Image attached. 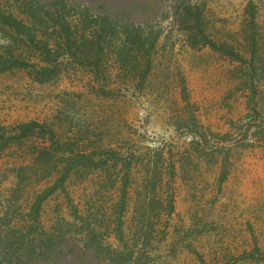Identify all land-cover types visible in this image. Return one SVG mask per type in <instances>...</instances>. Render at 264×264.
<instances>
[{
	"label": "rangeland",
	"instance_id": "rangeland-1",
	"mask_svg": "<svg viewBox=\"0 0 264 264\" xmlns=\"http://www.w3.org/2000/svg\"><path fill=\"white\" fill-rule=\"evenodd\" d=\"M183 6L211 43L189 44ZM98 17L144 33L134 81L107 50L66 53L62 28L94 42ZM0 57L29 66L0 73V234L79 241L83 218L113 249L143 226L142 264H264V0H0Z\"/></svg>",
	"mask_w": 264,
	"mask_h": 264
},
{
	"label": "trees",
	"instance_id": "trees-1",
	"mask_svg": "<svg viewBox=\"0 0 264 264\" xmlns=\"http://www.w3.org/2000/svg\"><path fill=\"white\" fill-rule=\"evenodd\" d=\"M182 10L186 15L193 12L190 6H183ZM191 17H194L195 20L189 22ZM200 18L201 16L199 14L194 13L192 16L188 15V17H186L183 22V24L186 25H184L183 28L185 27L188 37L191 40L189 44L197 45L202 41L209 42L207 37L204 36V39L201 37L203 34L201 32L202 20ZM99 19H101L102 22L101 26H97V32L93 34V37L97 39L94 42L90 41L89 39H83V42L79 44L73 39V37L75 38L74 34L77 29L73 30L68 25H65L62 28V37L64 36L65 46L68 48L66 53L72 58H76L79 55L76 54L77 50L82 46L86 50L94 52V55L88 54L87 51L81 61L85 63L87 62L88 65H92V62H89L88 58L91 56L95 59H100L103 56L101 55L103 53L102 51L107 50V54H111L114 57L116 64L118 67H120L121 71L128 75V77L131 75L133 77L131 79L134 81L136 79L135 77H140L141 75L140 67L143 64L141 59H143V51L145 49L144 46L147 41L144 40V33L139 28L129 24L127 21L118 23L117 20H108L107 17H98L93 23L98 24L100 22ZM8 23L10 27H13L12 30H14L20 37L29 39V42H32V44L36 43V46L39 49V54L44 59V61H47L46 59L49 58L56 59V56L54 55L49 57V50H51L50 48L47 46L46 50L45 48H40L43 46L40 45V41L37 40L29 27H26L13 17L8 19ZM249 24L252 25V22ZM93 27L94 26H91V28ZM68 46H70V48ZM73 48L75 50H73ZM230 51L231 52H229V56L233 60L243 61L242 56H240L241 54L235 53L233 49ZM140 57L142 58L139 59ZM28 67V64L20 61L18 57H10L8 59L0 57V73L11 72L18 69H26ZM32 71L37 75H47L50 70L47 67H41L39 69L33 68ZM142 74L144 75L143 72ZM144 82L145 79L141 78L140 85L144 84ZM64 163L62 164L63 166L66 165V169H64V176L62 179L66 178L67 174L69 173L70 165L73 162L64 161ZM152 170L153 178L160 175L157 168L153 167ZM56 187L57 186H55L50 192H44L36 196L32 200L33 202L28 209L26 218H29L33 224H39L41 206L44 201L55 191ZM172 211L173 207L171 204L169 212L172 213ZM81 223L83 224L78 226L69 224L72 229H75V231L79 229L82 230L80 234L81 240L79 241H75V239L79 238H75L74 235L71 240L69 239L70 236L64 232L67 225L62 228L53 226L52 230L47 234L39 233L38 235L40 238L33 239L29 244L25 243V237L17 240L16 233H5L4 235L0 234V264L143 263V259L146 256L145 247L147 244V232H145L143 226H140L137 231L133 232L131 234V238L128 236L129 233L127 236H125L126 232L121 227L120 229L122 231V238L120 237L119 240L121 242V247L118 249H113L111 246L106 244V242L103 241L101 237H99V232L96 230V227L92 226L91 223H88L86 219L83 218L81 219ZM123 240L126 243L125 246L122 245Z\"/></svg>",
	"mask_w": 264,
	"mask_h": 264
}]
</instances>
